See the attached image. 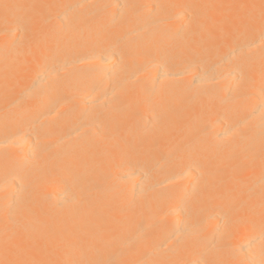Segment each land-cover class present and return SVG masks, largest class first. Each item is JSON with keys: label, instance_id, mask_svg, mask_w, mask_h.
Segmentation results:
<instances>
[{"label": "bare ground", "instance_id": "1", "mask_svg": "<svg viewBox=\"0 0 264 264\" xmlns=\"http://www.w3.org/2000/svg\"><path fill=\"white\" fill-rule=\"evenodd\" d=\"M0 264H264V0H0Z\"/></svg>", "mask_w": 264, "mask_h": 264}]
</instances>
